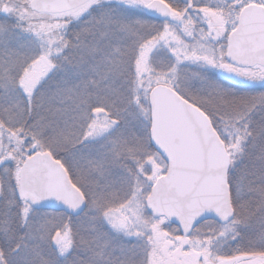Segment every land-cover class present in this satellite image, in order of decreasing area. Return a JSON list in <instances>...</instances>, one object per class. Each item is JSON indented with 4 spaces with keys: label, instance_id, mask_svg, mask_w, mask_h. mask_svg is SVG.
Returning a JSON list of instances; mask_svg holds the SVG:
<instances>
[{
    "label": "snow or ice",
    "instance_id": "obj_1",
    "mask_svg": "<svg viewBox=\"0 0 264 264\" xmlns=\"http://www.w3.org/2000/svg\"><path fill=\"white\" fill-rule=\"evenodd\" d=\"M0 264H264V0H0Z\"/></svg>",
    "mask_w": 264,
    "mask_h": 264
}]
</instances>
